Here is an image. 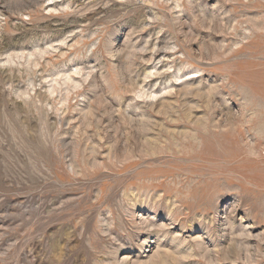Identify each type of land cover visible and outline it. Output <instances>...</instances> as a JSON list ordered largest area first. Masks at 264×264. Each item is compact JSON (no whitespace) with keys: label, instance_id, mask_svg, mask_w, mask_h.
<instances>
[{"label":"rangeland","instance_id":"1","mask_svg":"<svg viewBox=\"0 0 264 264\" xmlns=\"http://www.w3.org/2000/svg\"><path fill=\"white\" fill-rule=\"evenodd\" d=\"M0 264H264V0H0Z\"/></svg>","mask_w":264,"mask_h":264}]
</instances>
